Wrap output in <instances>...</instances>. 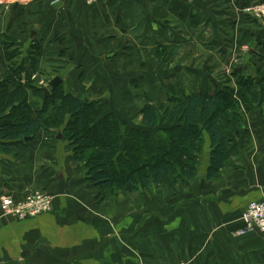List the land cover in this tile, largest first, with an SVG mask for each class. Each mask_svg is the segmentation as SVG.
Returning <instances> with one entry per match:
<instances>
[{
  "label": "crops",
  "instance_id": "1",
  "mask_svg": "<svg viewBox=\"0 0 264 264\" xmlns=\"http://www.w3.org/2000/svg\"><path fill=\"white\" fill-rule=\"evenodd\" d=\"M52 1L0 0V37L19 49L15 62L27 67L20 76L36 84L61 76L64 89L101 98L133 124L144 107L140 86L154 100L169 86L190 91L188 76H220L211 69L220 59L241 61L246 77L264 67V23L242 10L257 0ZM3 50L0 81L9 71ZM9 110L0 112V125ZM263 110L255 107L233 133L229 161L213 178L206 154L205 169L185 187L116 198L85 178L65 140L42 133L24 147L0 149V264H264V232L237 234L248 204L264 199ZM35 191L53 196L50 212L3 215L4 195L21 201Z\"/></svg>",
  "mask_w": 264,
  "mask_h": 264
},
{
  "label": "trees",
  "instance_id": "2",
  "mask_svg": "<svg viewBox=\"0 0 264 264\" xmlns=\"http://www.w3.org/2000/svg\"><path fill=\"white\" fill-rule=\"evenodd\" d=\"M9 40L0 37L9 68L0 81V112L10 109L9 121L0 125V149L24 147L42 133L57 139L61 134L72 146L71 159L105 196L117 190L118 195L148 187H185L201 171L206 154V177L213 178L229 161L231 136L242 126L244 110L264 104V67L254 77H246L241 68L239 88H199L187 99L168 96L160 105L147 103L139 112L140 122L133 124L123 111L106 110L101 98L80 97L63 83L44 99L42 86L31 76H20L27 67L15 62L21 53ZM30 91L40 106L30 102Z\"/></svg>",
  "mask_w": 264,
  "mask_h": 264
},
{
  "label": "built area",
  "instance_id": "3",
  "mask_svg": "<svg viewBox=\"0 0 264 264\" xmlns=\"http://www.w3.org/2000/svg\"><path fill=\"white\" fill-rule=\"evenodd\" d=\"M61 0H53V3ZM87 4L93 5L100 0H84ZM243 12L253 20L264 23V0H257L247 3L242 8ZM41 86L47 84L46 80H41ZM53 196L44 191H35L24 200L17 201L11 195H4L1 200V211L5 216H13L20 220L36 218L41 214L52 210ZM243 227L237 231L238 235L249 232H264V199L251 201L241 214ZM133 264H146L137 262ZM181 264H188L182 262Z\"/></svg>",
  "mask_w": 264,
  "mask_h": 264
},
{
  "label": "rangeland",
  "instance_id": "4",
  "mask_svg": "<svg viewBox=\"0 0 264 264\" xmlns=\"http://www.w3.org/2000/svg\"><path fill=\"white\" fill-rule=\"evenodd\" d=\"M207 49H204L203 50V56L205 59H208L209 58H212V55L210 53H206ZM198 52V50H197ZM215 56V55H214ZM217 56H219L217 54ZM202 58V59H204ZM214 60V59H213ZM212 60V61H213ZM211 61V62H212ZM242 64V62L240 61H234L233 65L232 66H229L227 63H226V59L224 60H218V62H216L215 66L212 67L211 69L212 70H217L220 72V76H213L212 73L209 74L208 72V75L206 76H200L199 80L196 79V77H193V76H188V80H189V85H190V91H185V92H181V91H178L176 88L174 87H168V88H162L161 90L158 89V91L154 92V100H153V97H152V91L150 89H144L142 86L138 87V89H140L138 92L140 93L141 97L143 98V103L144 105H146L147 103H154V104H157V105H160L161 102H166L168 96H173V97H184L185 99H187V95L190 93V92H197L199 88H201L202 90H214V88H221V87H228V88H239V82H238V78L239 76L241 77L242 76V72H241V68L242 66L240 65ZM252 67V66H251ZM208 68H205L203 71H207ZM215 72V71H214ZM257 71H254V72H251V74H253L252 76H255L256 74H258L259 72ZM245 74H247L248 72H245ZM44 77V80L46 81H50L49 77L50 76H43ZM187 80V81H188ZM37 84H42L41 81L37 82ZM49 85V82H47V84L45 86H48ZM44 87V86H43ZM144 92L146 93L145 97L141 94V92ZM189 92V93H188ZM150 97L152 101L148 102L147 101V98L146 97ZM255 107H261L263 108V104L262 103H259L258 102L253 105V107L251 108L250 111H252L253 109H255ZM250 111H246L244 110L241 111L243 112V124L246 122V120H248V117H249V113ZM264 111V110H263ZM262 115H264V113H262ZM140 122V120H139ZM242 124V125H243ZM242 127V126H241ZM241 127L239 126L237 129L238 130H241ZM237 131V130H236ZM234 131V132H236ZM206 149H208V146L206 147ZM201 170L205 169V164L204 162L201 164V167H200ZM117 192H119L118 190L113 194H109L112 197H115L117 196ZM48 193V192H47ZM33 193L29 194V195H32ZM50 194V193H49ZM103 195V193H100ZM127 194V193H125ZM28 195V196H29ZM51 195V194H50Z\"/></svg>",
  "mask_w": 264,
  "mask_h": 264
},
{
  "label": "water",
  "instance_id": "5",
  "mask_svg": "<svg viewBox=\"0 0 264 264\" xmlns=\"http://www.w3.org/2000/svg\"><path fill=\"white\" fill-rule=\"evenodd\" d=\"M63 83V78L61 76L54 77L48 86L43 87L44 91V99H47L53 90H55L59 85ZM59 139L61 138V134L58 136Z\"/></svg>",
  "mask_w": 264,
  "mask_h": 264
}]
</instances>
